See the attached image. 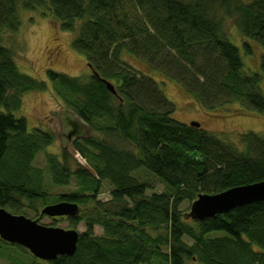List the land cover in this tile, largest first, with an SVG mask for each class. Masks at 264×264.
<instances>
[{
  "label": "trees",
  "instance_id": "1",
  "mask_svg": "<svg viewBox=\"0 0 264 264\" xmlns=\"http://www.w3.org/2000/svg\"><path fill=\"white\" fill-rule=\"evenodd\" d=\"M27 13L72 33L90 74L50 68L46 81L22 72L15 58L27 48L20 34ZM229 25L247 53L249 40L264 48V0H0V207L25 214L49 200L34 161L55 135L29 127L26 92L52 86L88 127L60 155L45 151L54 184L77 182L55 197L80 206L65 218L70 228L85 225L76 252L47 263L32 255V264H264V200L204 219L189 215L200 193L264 180V136L250 130L236 143L198 120L199 126L180 121L163 90L172 79L203 109L217 108L219 99L220 106L264 112V56L261 71L247 70ZM139 169L157 177L164 191L148 193ZM103 180L113 185L106 201L99 197ZM8 247L31 254L0 238V248Z\"/></svg>",
  "mask_w": 264,
  "mask_h": 264
},
{
  "label": "rangeland",
  "instance_id": "2",
  "mask_svg": "<svg viewBox=\"0 0 264 264\" xmlns=\"http://www.w3.org/2000/svg\"><path fill=\"white\" fill-rule=\"evenodd\" d=\"M32 13H27L23 25L21 27V36L27 41V48L23 52L17 54L15 60L19 69L40 80H48L47 71L52 68L57 71H62L72 76H81L90 74L91 68L82 53L75 50L72 46V36L70 32L62 31L54 20H48L36 16L32 21L30 19ZM230 26V25H229ZM229 32L237 38L236 45L240 49V54L250 71H261V59L264 56V48L259 44L252 45V51L247 53L246 48L242 46V37L234 26L229 27ZM233 40V39H232ZM129 56V57H128ZM126 58L142 71L150 70L149 74L155 79H161L162 76L153 69L146 67L140 60L128 55ZM147 73V72H146ZM164 78V77H163ZM163 90L166 96L173 101L177 109L173 115L174 118L189 123L191 120H198L204 128L224 135L229 139H233L236 143H240L242 133L253 130L264 136V112L251 110L243 107L239 103H227L219 105L217 108L203 109L195 101L191 100L190 95L185 91L184 87L176 80L166 79L164 81ZM264 93V82L262 83ZM206 100H211L207 98ZM227 101L228 98H225ZM220 106V107H219ZM22 114L26 116L29 127L37 126L46 131H51L54 135V142L48 146L45 151L53 152L60 155L63 147L72 144L76 137L86 136L88 127L83 125L76 114L72 113L66 105L60 100L53 91L52 86L46 91H29L26 92L23 99ZM120 147H129L124 143H117ZM45 151L37 154L34 164L41 167L43 170V185L47 191L49 203L58 202L55 199L63 192L75 190L77 186L76 180L73 179L69 185H56L51 180V172L46 161ZM76 161V160H74ZM136 175L142 182L149 183L150 189L148 193L153 191L162 192L165 185L153 174L144 169L136 171ZM113 185L107 181H102L99 197L106 201L110 196V191ZM56 200V201H55ZM26 209L25 214L29 218L37 219L40 210ZM183 207H188V202L183 204ZM39 222L44 225L60 226L69 228L70 223L64 217L54 218L48 215L39 217ZM76 229L83 231L85 229L84 222L80 223ZM98 235L103 233V228L99 225L95 227ZM223 232L215 231L210 234L218 235ZM32 254L23 253L15 247L0 248V264H20L19 262L32 264ZM46 263L48 261H45ZM38 264L40 261H36Z\"/></svg>",
  "mask_w": 264,
  "mask_h": 264
},
{
  "label": "water",
  "instance_id": "3",
  "mask_svg": "<svg viewBox=\"0 0 264 264\" xmlns=\"http://www.w3.org/2000/svg\"><path fill=\"white\" fill-rule=\"evenodd\" d=\"M107 85L115 93L114 86L108 81ZM191 124L200 125L195 120ZM259 200H264V180L235 186L215 194L200 193L192 203L189 215L194 219H204ZM79 210L77 202L60 201L45 205L40 210L39 217L76 216ZM39 217L29 218L0 207V238L20 245L34 257L46 261H52L59 255H73L77 249L80 231L76 228L44 225L39 222Z\"/></svg>",
  "mask_w": 264,
  "mask_h": 264
}]
</instances>
